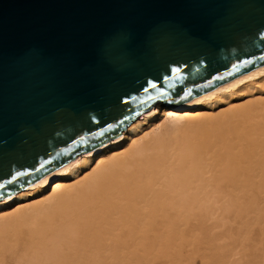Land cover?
<instances>
[{"label": "bare ground", "instance_id": "6f19581e", "mask_svg": "<svg viewBox=\"0 0 264 264\" xmlns=\"http://www.w3.org/2000/svg\"><path fill=\"white\" fill-rule=\"evenodd\" d=\"M254 225L264 234V64L1 197L0 264H264Z\"/></svg>", "mask_w": 264, "mask_h": 264}, {"label": "water", "instance_id": "95a60500", "mask_svg": "<svg viewBox=\"0 0 264 264\" xmlns=\"http://www.w3.org/2000/svg\"><path fill=\"white\" fill-rule=\"evenodd\" d=\"M262 64L264 0H0V198Z\"/></svg>", "mask_w": 264, "mask_h": 264}, {"label": "rangeland", "instance_id": "374dc122", "mask_svg": "<svg viewBox=\"0 0 264 264\" xmlns=\"http://www.w3.org/2000/svg\"><path fill=\"white\" fill-rule=\"evenodd\" d=\"M242 99H243V98H240L239 100H233L234 102H233V101H232V102H233V103H239L240 101H242ZM220 108H221V106L215 108L213 111H215V112H220V111H219V110H221ZM217 109H218V110H217ZM195 111H196V112H195ZM197 111H200V112H201V113H200L201 115L205 114V115L207 116V113H208V112L206 111V109L203 108L202 106L197 105V106L191 111L193 115L189 117L190 120L193 121V120L198 119L197 117H199V115H196V114L199 113V112H197ZM195 115H196L197 117H195ZM205 115H203V116H201V117H202V118H205V117H206ZM193 116H194L195 118H193ZM191 117H192L193 119H192ZM199 118H200V117H199ZM155 121H156V120H155ZM159 121H160V119H158V120L156 121V123H158ZM156 123H155V124H156ZM152 124H153V123H152ZM152 124H150V125H148L147 127H145V131H144L143 133H149L150 131H152V128H154V127L156 126V125L154 126V124H153V125H152ZM150 129H151V130H150ZM40 198H41V196H39V198L36 197L35 199H32V200H33V201H36V200H40ZM32 200H31V201H32ZM9 205H10V206L7 208L8 211H10V210H12V211H13V210H16L19 206H21L19 203H15V202L10 203ZM259 226H260V225H259ZM259 226H258V225H257V226L254 225V229H255V230H254L253 233H252V237L254 238L255 241H256V240L258 241V239H260V237L262 238V241H263L264 234L259 233V232L257 231L258 229L255 228V227H259ZM262 227H263V226H262ZM255 231H257V232H255ZM213 232H214V230L212 231V233H213ZM259 234H260V235H259ZM258 235H259V236H258ZM262 235H263V236H262ZM255 238H257V239H255ZM254 240H253V239L250 240V241H253L252 244L255 243ZM258 242H259V241H258ZM201 244H202V243H199V244H198L199 246H198V245H197V246L201 248V247H202ZM250 244H251V243H250ZM200 248H199V249H200ZM187 249H189V248L187 247ZM187 249H186V250H187ZM197 249H198V248H197ZM186 250H185V252L188 253V252H187L188 250H187V251H186ZM189 250H190V249H189ZM191 250H192V249H191ZM200 250H201V249H200ZM201 251H202V250H201ZM196 252H197V251H196ZM189 253H190V252H189ZM186 255H187V254H184L185 257H186ZM197 256H198V255H197ZM197 256L195 255V257L193 258V260H191V262L193 261L194 264H203V263H202V258H201V256H198V258H197ZM195 258H196V259H195ZM186 259H188V255H187ZM190 259H191V258H190ZM190 259H188V261H190ZM194 259H195V260H194ZM157 262H158V261H156V262L154 261L155 264H160V262H158V263H157ZM191 262H190V264H193V262H192V263H191ZM154 263H153V264H154ZM164 263H165V261H164Z\"/></svg>", "mask_w": 264, "mask_h": 264}, {"label": "snow or ice", "instance_id": "6c2138e0", "mask_svg": "<svg viewBox=\"0 0 264 264\" xmlns=\"http://www.w3.org/2000/svg\"><path fill=\"white\" fill-rule=\"evenodd\" d=\"M173 71H178V69H174ZM152 87L154 88L155 87V84L152 85ZM41 167H43V165H41ZM26 173H23V172H18L16 175L17 176H21V175H25ZM13 179H15V177H13ZM4 185L3 184H0V188H3Z\"/></svg>", "mask_w": 264, "mask_h": 264}]
</instances>
